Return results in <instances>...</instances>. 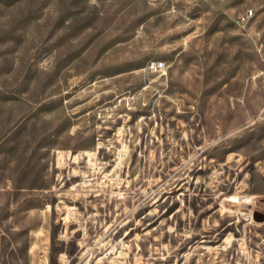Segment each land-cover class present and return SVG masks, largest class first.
<instances>
[{
	"label": "rangeland",
	"instance_id": "rangeland-1",
	"mask_svg": "<svg viewBox=\"0 0 264 264\" xmlns=\"http://www.w3.org/2000/svg\"><path fill=\"white\" fill-rule=\"evenodd\" d=\"M0 264H264V0H0Z\"/></svg>",
	"mask_w": 264,
	"mask_h": 264
},
{
	"label": "built area",
	"instance_id": "built-area-1",
	"mask_svg": "<svg viewBox=\"0 0 264 264\" xmlns=\"http://www.w3.org/2000/svg\"><path fill=\"white\" fill-rule=\"evenodd\" d=\"M255 15V11L253 8L247 10L244 14L239 16L238 22L240 24H245L247 23L253 16ZM150 69L154 72H161L166 68V63L163 61H153L150 64Z\"/></svg>",
	"mask_w": 264,
	"mask_h": 264
}]
</instances>
